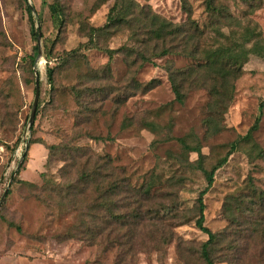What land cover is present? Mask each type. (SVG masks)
<instances>
[{
	"label": "rangeland",
	"instance_id": "obj_1",
	"mask_svg": "<svg viewBox=\"0 0 264 264\" xmlns=\"http://www.w3.org/2000/svg\"><path fill=\"white\" fill-rule=\"evenodd\" d=\"M115 1L98 5L96 0H0V172L7 170L8 180L20 160L17 145L28 130L37 74L40 78L38 109L29 132V140L40 142L29 145L19 179L26 182L14 179L0 208V264H204L201 246L208 235L198 228L196 219L197 199L207 182L203 171L191 165L199 154L186 152L180 139L202 149L206 169L232 152L204 196L205 225L213 232L229 225L224 208L227 196L251 194L252 187L264 191V106L260 109L264 56L249 55L236 81L234 99L219 118L220 130L214 133L207 120L217 116L211 115L208 91L187 89L180 103L166 71L171 61L184 67L193 60L171 54L155 56L145 64L136 61L134 66V57L125 51L134 45L128 28L115 35L96 36L104 50L85 47L92 28L107 23ZM136 1L174 23L193 20L205 32L209 48L223 44L235 49L243 40V31L233 20L221 21L217 28L225 35H216L207 0H187L190 18L181 0ZM215 1L243 25L248 20L257 23L264 45V0ZM54 3L63 10V22L52 16L50 5ZM30 5L34 7V30L42 35L40 44L32 30ZM256 6L260 7L254 10ZM106 48L118 51L110 58ZM51 68L53 82L48 75ZM152 80H156L154 87L145 90ZM258 115L259 129L249 138ZM151 122L153 127H149ZM106 157L124 169L133 184L154 182L148 196L158 195L157 220L152 221L147 237H157L156 249L147 242L135 254L124 255L123 246L115 242L114 222L109 226L112 246L104 240L80 237L85 235L83 222L87 229L92 226L84 214L89 211V196H79L80 209L73 211L56 184L77 181L87 166L92 169L97 159ZM174 206L186 216L185 223L176 227ZM162 234L167 239L174 235V239L163 242ZM255 242L243 258L264 264V244L259 238ZM219 254L225 256L223 249L214 253L217 260Z\"/></svg>",
	"mask_w": 264,
	"mask_h": 264
},
{
	"label": "trees",
	"instance_id": "obj_2",
	"mask_svg": "<svg viewBox=\"0 0 264 264\" xmlns=\"http://www.w3.org/2000/svg\"><path fill=\"white\" fill-rule=\"evenodd\" d=\"M96 1L98 5H102L107 0ZM181 2L190 18L191 7L188 1L181 0ZM259 7L256 6L254 10ZM206 9L215 20L212 26L216 29V35L223 37L225 35L221 29L217 28L221 21L233 20L241 28L243 40L236 45L235 49L223 44L209 48L206 44L205 32L193 20L179 24L174 23L153 12L149 5H141L136 0H116L110 8L107 23L102 27L92 28L85 47L104 50L96 43V36L115 35L128 28L131 30V39L134 40V45L127 47L125 51L129 58L134 57L131 62L134 66L136 61H142V64H145L152 62L155 56L163 57L171 54H179L193 60L194 63L184 67H177L172 61L166 65L175 100L184 103L187 89H206L210 95V108L213 111H211V115L215 113L217 116L216 118L209 116L208 127L216 133L220 130L219 118H223L234 99L235 84L244 72V64L250 54L257 53L264 56V45L262 32L254 21L248 20L247 25H243L241 20L233 17L227 7L217 4L215 0H207ZM28 10L32 30L37 39L38 33L33 26L35 24L33 11L30 7ZM50 10L54 19L60 18L61 22L64 21L63 10L59 4H51ZM247 43H252L251 47H247ZM105 51L112 58L118 50L106 48ZM54 72L52 68L48 70L51 82H53ZM132 81L135 82V77H132ZM155 82L156 80L148 82L145 85V90L152 89ZM263 106L264 100L260 103V109ZM260 122L261 117L258 115L248 131L249 138L259 129ZM149 127H153L152 122ZM39 142L31 141L30 145ZM180 143L186 152L193 151L199 154V160L191 165L194 169L203 171L207 182L197 199L198 217L196 219L198 228L208 235L207 241L201 246L204 264H216L221 260L229 264H261L244 259L243 256L249 253L251 247L256 243V238L261 239V243L264 244V191L258 192L252 187L251 194L241 193L227 196L224 208L227 212L229 225L221 232H213L205 225L206 203L204 196L214 184L216 171L227 163L232 152L229 151L211 169H206L201 162L202 149L199 146H191L186 139H180ZM48 149L52 154L53 146ZM14 151L15 147L13 146L11 152ZM28 153L29 149L16 174L15 182H26L19 179L20 172L27 164ZM97 160H99L98 165L92 169H88L87 166L77 181H62L60 184H56V189L67 199L66 205L68 204L73 211L80 209L78 207L79 196L85 194L89 196V211L83 213L90 219L92 226L87 229V222H83L86 230L82 231L85 235L80 234V237L104 240L108 247L112 246L114 242L111 239L109 226L114 222L117 226L114 229L116 232L115 242L121 247L123 246L124 255L135 254V251L143 248L147 242L154 243L152 247L156 249L157 237L154 240L147 237L152 221L157 220V204L155 203L158 195L148 196V190L154 186V182L151 180L140 185L133 184L126 171L114 166L109 157ZM173 210L172 218L176 221L174 227L184 224L186 221L184 211L177 206H174ZM160 220L163 222L164 216ZM16 228L21 230L19 226ZM163 230L165 229L162 228V233ZM165 235L162 234L163 242L168 243L174 239V235L169 236L170 239H167ZM146 237L147 239H145ZM241 240L246 241L245 245L241 243ZM221 245L226 247L220 248ZM222 249L225 256L221 257L219 254L218 259L220 260H217L214 253L218 255ZM262 250L261 254H264V246Z\"/></svg>",
	"mask_w": 264,
	"mask_h": 264
},
{
	"label": "water",
	"instance_id": "obj_3",
	"mask_svg": "<svg viewBox=\"0 0 264 264\" xmlns=\"http://www.w3.org/2000/svg\"><path fill=\"white\" fill-rule=\"evenodd\" d=\"M27 1L31 2V0H27ZM30 8L32 9V11H34V7L32 5H30ZM41 38H42V35H41V32H39L38 33V42H39V44L41 43ZM39 56H41L40 48H39ZM39 97H40V78H39V76L37 74L36 94H35V100H34L32 112H31L30 119H29L30 122H29V125H28V130L25 132L24 136H22L21 140L19 141V143L17 145V151L21 154L20 160H19V163L17 165V169H16L15 173L13 174V176H12L8 186H7V188L5 189L4 193L0 197V208H1L2 204L4 203L6 197H7L8 193H9L11 183L15 179L16 174L19 171L20 165L22 164V162L24 160L25 154L27 153V151L29 149V145H30V142H31V140H29V132H30V128H31L32 124L35 121V116H36L37 109H38Z\"/></svg>",
	"mask_w": 264,
	"mask_h": 264
},
{
	"label": "bare ground",
	"instance_id": "obj_4",
	"mask_svg": "<svg viewBox=\"0 0 264 264\" xmlns=\"http://www.w3.org/2000/svg\"><path fill=\"white\" fill-rule=\"evenodd\" d=\"M8 171L6 170L4 175H3V178H2V181H1V185H0V195L3 191V189L6 187L7 184H9L10 180H8L9 178V175H8ZM12 178V177H11ZM8 186V185H7Z\"/></svg>",
	"mask_w": 264,
	"mask_h": 264
},
{
	"label": "built area",
	"instance_id": "obj_5",
	"mask_svg": "<svg viewBox=\"0 0 264 264\" xmlns=\"http://www.w3.org/2000/svg\"><path fill=\"white\" fill-rule=\"evenodd\" d=\"M18 152V151H17ZM19 153V152H18ZM20 156H21V154H20ZM5 173V172H4ZM4 173H1L0 172V185H1V181H2V178H3V175H4ZM1 197V196H0Z\"/></svg>",
	"mask_w": 264,
	"mask_h": 264
}]
</instances>
